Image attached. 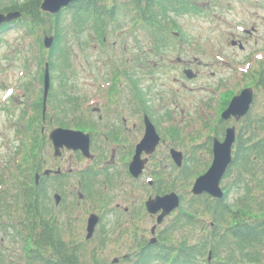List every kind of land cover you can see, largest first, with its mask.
Segmentation results:
<instances>
[{
  "label": "rangeland",
  "instance_id": "374dc122",
  "mask_svg": "<svg viewBox=\"0 0 264 264\" xmlns=\"http://www.w3.org/2000/svg\"><path fill=\"white\" fill-rule=\"evenodd\" d=\"M195 4L199 7L198 12H189L181 17L172 16L174 31L180 36L176 45H168L164 61H160V56L154 53L151 56L148 54L149 38L142 31L138 33L142 43L137 46L130 34L132 24L126 28L129 22L124 25L118 38L113 35L109 37L108 48H96V44H92L91 49L83 51L85 47L78 45L74 35L70 36L73 70L67 71V74L71 76L69 83L72 93L79 97L80 106L82 104L83 109L89 111L86 117L95 119L92 110L100 102L99 82L102 81L100 90L104 94L109 87L103 82L105 75L110 76V72L115 71L114 63H120L122 68L116 69L118 73L114 80L112 76L109 78L118 85L122 84L121 88L126 92L131 80L128 71L132 79L136 77L151 111L159 114L163 120L162 130L167 132L172 124L178 129V150L185 156L189 155L193 144L214 136L213 130L224 107L235 93L253 85V73L264 61V1L204 0ZM253 28L254 33L248 36L245 30ZM35 38L21 31L16 24L0 30V170L5 176V189L16 176L22 175L23 168L29 163L26 160L31 157L30 152L41 146L33 137V131L41 122L43 96V81L38 80V76L43 75V65H39V57H36L38 43ZM233 40H236L235 46L232 45ZM239 43H242L243 48L239 47ZM46 54L43 52L44 56ZM146 56L149 58L146 59ZM177 58L182 59L183 64L177 65ZM28 60L32 62L27 66ZM125 64L128 67L125 68ZM185 67H191L197 78L188 80L183 74ZM135 95L133 93L134 98ZM166 113L168 116L162 115ZM201 155L204 164L208 161L202 168L208 167L211 157L205 152ZM163 169H149L147 175L151 178L148 179L154 178L153 174ZM72 185L70 183L66 191L69 193V190H74V195L70 194L63 201L65 218L68 216V225L63 226L66 240L69 241V233L75 242L85 240L88 219L93 213L101 215L102 222L89 246L100 245L99 236L109 234L105 255L110 261L132 254L131 244L142 232L129 231L137 227L142 229V225L148 229L147 237L151 238L149 231L154 224L152 217L148 216L145 221L142 215L146 213L143 210L133 216L141 200H136L138 196L135 193H131L132 198L121 205L122 209L130 208L129 213H124L116 211L115 202L109 198L92 199V208L90 202L83 201L86 199L83 194L82 199H79ZM186 188L178 186V193L188 200L190 186L187 192H183ZM146 200H142V203ZM70 208L73 209L70 211ZM5 221L7 223L8 219L5 218ZM0 242V251L3 250L0 264H24L22 244L17 242L15 236L10 237L2 232ZM210 264L215 263L211 260Z\"/></svg>",
  "mask_w": 264,
  "mask_h": 264
},
{
  "label": "trees",
  "instance_id": "16d2710c",
  "mask_svg": "<svg viewBox=\"0 0 264 264\" xmlns=\"http://www.w3.org/2000/svg\"><path fill=\"white\" fill-rule=\"evenodd\" d=\"M42 1L0 0V13L17 10L22 13L16 26L36 37L39 54L36 57L43 70L44 64L50 63L52 91L48 107L50 113H56L53 124L74 128L78 124L73 122L71 114L81 109L79 97L71 91V76L67 74L73 70L71 35L87 51L92 44L105 45L103 40H109L111 35L118 37L129 22L126 26L132 24L131 36L137 46L140 45L138 33L142 31L148 35L149 47L159 50L156 54L160 55V50L170 43V32L174 29L172 16L198 12L195 3L204 0H78L56 15L43 12ZM5 29L2 26L0 30ZM42 34L54 36L50 50L44 48ZM260 72L257 83L263 95L238 128L234 158L222 183L224 198L190 195L186 200L182 195L180 209L158 230L157 241L147 240L143 244L138 238L135 241L138 245L131 246L132 254L118 264H210V257L215 264H264V70ZM42 77L39 75L38 80L42 81ZM215 132L218 136L224 134L218 128ZM39 136L38 131L33 132L36 142ZM30 153L32 159L27 158L28 165L21 167L22 175L13 183L17 184L16 190L5 189L4 193L5 212L11 221L6 223L5 233L15 239L20 236L24 264H115L105 255L109 234L99 236L100 245L91 248L92 241L75 242L71 233L69 241L66 240L56 221L51 231L48 230L45 206H37L32 186L35 170L43 168L41 156ZM193 165L184 166L172 183L166 180L163 186L164 179L159 180L158 193L178 192V186L189 188L191 177L205 171ZM92 178L91 173L84 179L83 191L89 200L95 194L89 185ZM100 186L112 188L114 181L107 177L106 183ZM14 210L16 217L12 216Z\"/></svg>",
  "mask_w": 264,
  "mask_h": 264
},
{
  "label": "flooded vegetation",
  "instance_id": "af4514ba",
  "mask_svg": "<svg viewBox=\"0 0 264 264\" xmlns=\"http://www.w3.org/2000/svg\"><path fill=\"white\" fill-rule=\"evenodd\" d=\"M103 41L107 43L106 38ZM162 60L164 61L163 58ZM180 63H183V61ZM176 64L178 65V58ZM109 65L111 66V64H108V66ZM121 65L120 63H114L115 71L110 72V76L113 77V80L116 77L115 74L118 73L116 69L120 70L122 68ZM129 66L131 65L129 64ZM126 67H128V64H125V68ZM128 75L131 80L126 92L122 90V84L118 85L106 74L105 79L102 80L104 83H109V87L106 88L103 94L100 90L102 81L99 80L101 81V83L99 82L98 88V99L100 102L98 107L92 110L95 119H89V117L85 116L89 111H85L82 104L80 106V112L71 114L73 122L77 123L78 127H68V129L82 131L90 136L91 158L85 157L81 150L73 151L66 148L61 149L60 154L56 156L54 144L50 140L49 135L54 129L60 128L61 126H55L53 124V116L56 115V113H49L48 117L46 114V117L42 118L40 123L42 140L39 149L45 150V152H42L40 155V162L42 167H47L46 169L35 170L32 186L35 188V198L38 199L36 202L37 206L40 208L45 206L44 217L47 221L49 231H51L54 221L59 224L61 231H63V226L65 224L68 225V222H66L68 216L65 218L63 201L65 197L68 198L70 194L74 195V190L71 192L69 190V193L66 191L70 183L73 184V189L77 190L79 199H82L84 179L92 173L93 178L89 185L93 191H95V194L111 195L112 201L116 204V211H123L124 213H129L130 208L125 207L122 209L121 205L123 202H128L129 198H132L131 193H135V195L138 196L136 200L141 199L140 204L136 208V212H134L135 215H137L142 211V200L149 198L152 194L153 196L161 194L158 193L160 186L158 181L161 179L158 181H148V176L146 175L149 169L152 170L154 168L165 167L174 170L178 167L172 155V150L178 151V129L172 124L167 132L162 130L163 120L159 114H155L151 111V108L145 101L144 92L140 91L137 85L136 77L132 79V74L129 73V71ZM108 79L111 81H108ZM254 88L257 92L256 87ZM133 93L136 94L135 98L133 97ZM84 102H87V100H84ZM57 115L66 116L70 114L57 113ZM162 115L168 116V113ZM165 119H167V117ZM149 122H151L156 129L160 141L152 153L143 150L135 161L137 148L145 139ZM83 128L89 129L88 131H84L82 130ZM43 135H45V138ZM133 163H136L139 167H143L142 173L138 178L130 171V167ZM45 170H50L51 172L46 175L44 174ZM107 177L113 179L114 187L100 186L101 183H106ZM15 180L18 182L19 176H17ZM4 182V175L2 170H0V234L3 232L5 235V218L8 219L9 216L6 214L4 207ZM149 183H151V191H148ZM161 184L164 186L163 181ZM16 188L17 184L12 183L8 187L11 191L16 190ZM137 192H139L140 195ZM95 194L93 198L97 197ZM83 196L86 198L85 194ZM84 200L87 199H83V201ZM87 201L90 202V200ZM13 213V216L16 217L15 210ZM99 216L100 222L97 226L98 228L102 222V217L101 215ZM142 217H145V221H147V214L144 215L143 213ZM152 218L154 219L155 217ZM140 227H142V229H137V227L134 229V232H142L140 238L142 243L145 244V242L149 240L146 235L148 229L145 227L143 228L142 225ZM158 230L159 227H157L156 233ZM17 238L18 236H16V239ZM135 245H138V243L134 241L131 246ZM2 252L3 250L0 251V258L3 256V254H1Z\"/></svg>",
  "mask_w": 264,
  "mask_h": 264
},
{
  "label": "water",
  "instance_id": "95a60500",
  "mask_svg": "<svg viewBox=\"0 0 264 264\" xmlns=\"http://www.w3.org/2000/svg\"><path fill=\"white\" fill-rule=\"evenodd\" d=\"M76 0H44L41 8L44 12L50 14H56L63 8L68 7L72 2ZM22 16L20 11L8 12L6 14H0V26L3 24L11 23ZM54 37L46 36L44 45L47 49L53 46ZM185 73L189 79L195 78L191 70H186ZM51 88V78L49 64H46L45 75H44V111H46L47 99ZM253 102V90L245 89L239 96H236L231 101L227 110L222 114V119L229 120L231 117H235L236 120H240L245 116ZM50 138L54 142L56 155L60 154L61 148H68L70 150H81L86 157L90 155V136L81 131L67 130V129H55L51 132ZM235 142V128L227 130L224 142L215 140L214 142V160L211 168L208 172L199 178H197L192 188L194 195H202L204 193L209 194L215 198H222L223 191L220 188V183L228 166L232 161V147ZM159 143V137L156 133L155 128L149 123L147 128V134L143 142L137 148V155L135 161L138 159L140 153L146 150L148 153H152L155 146ZM175 159H178V164L181 165L182 156L173 154ZM143 167H139L136 163H133L130 167L131 173L138 177L142 173ZM46 173H49L48 171ZM180 206V198L176 193L167 194L165 196H156L155 198H149L146 202L147 210L150 214H161L158 216L157 223L160 224L163 219L170 215L174 210ZM99 222V217L95 214L91 215L88 221L87 228V239H90L94 232L95 227ZM154 232V230H153ZM117 261V260H116Z\"/></svg>",
  "mask_w": 264,
  "mask_h": 264
}]
</instances>
